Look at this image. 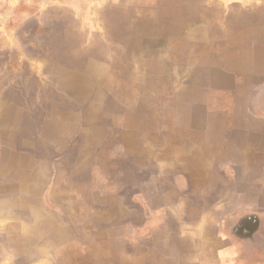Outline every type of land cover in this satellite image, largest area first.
<instances>
[{"label":"rangeland","instance_id":"rangeland-1","mask_svg":"<svg viewBox=\"0 0 264 264\" xmlns=\"http://www.w3.org/2000/svg\"><path fill=\"white\" fill-rule=\"evenodd\" d=\"M229 6L260 12L264 0H0L1 204L19 206L18 186L37 192L48 174L56 200L77 189L75 216L111 213L115 198L135 195L160 221V205L172 204L173 232L182 218L190 230L220 232L222 264H264L261 241L256 254L243 249L245 232L264 237L254 220L264 211L229 195L222 167L214 174L213 94L195 85L204 81L197 56L211 51L197 40L212 39V18L222 22ZM200 26L208 31L197 35ZM207 97L208 112L190 111Z\"/></svg>","mask_w":264,"mask_h":264},{"label":"crops","instance_id":"crops-1","mask_svg":"<svg viewBox=\"0 0 264 264\" xmlns=\"http://www.w3.org/2000/svg\"><path fill=\"white\" fill-rule=\"evenodd\" d=\"M259 11H249L244 6H229L221 11L219 18L222 22L215 23L212 18V39L197 40L211 51L197 56L195 62L204 65L197 66L196 74L204 81H197L195 85H198L197 89L211 90L213 94V107L210 109L213 112L214 174H221L222 167L224 174L231 179L225 187L229 195L232 191L234 195L243 194L248 206L263 212L264 114L258 112H264V10ZM200 27L196 29L197 35L204 30V26ZM183 31L184 34L187 32ZM206 31L208 28L203 34ZM165 69L168 68L165 66ZM168 74L166 70V77L171 76ZM192 81L193 78H190L186 83L193 86ZM254 90H258L256 94ZM210 99L204 98L203 104H192L190 111L208 112ZM207 114L199 126L207 125L210 120ZM190 119L194 118L191 116ZM232 147L236 153H231ZM192 149L194 151V147L186 146L188 152ZM44 179L43 184L37 185V192L29 193L32 185L18 186L17 190L24 196L19 206L8 204L9 199L2 204L0 202V216L6 225L0 231L3 243L0 254L5 256L4 260L8 259V263L222 264L225 259L219 231L190 230L183 218L178 220L179 232L171 230L173 217L168 209L172 204L160 205L165 207L160 221L153 219L152 211L155 210H147L144 203L135 199V195L131 204H125L119 196L115 198L111 213L103 211L100 215H92L84 210L82 216H75L72 212L76 206H84L83 200L77 197V189L64 195L63 201L56 200L54 192L60 189L48 174ZM236 182L242 186H237ZM46 191L53 212L45 208L42 193ZM90 193L94 194L92 190ZM229 201L226 203L231 206V198ZM153 206L157 208L156 204ZM149 207L152 206L149 204ZM140 208L144 209V217H141ZM257 217L254 218L256 227L264 223V216ZM156 222L158 225L154 226ZM245 234L247 246L244 244V252L250 250V255L256 254V239L264 244V237L254 231ZM173 239L179 245L180 259ZM142 242L146 253H140ZM233 244L239 245L240 241L233 239L229 245Z\"/></svg>","mask_w":264,"mask_h":264}]
</instances>
